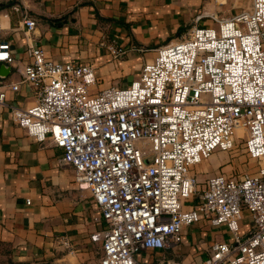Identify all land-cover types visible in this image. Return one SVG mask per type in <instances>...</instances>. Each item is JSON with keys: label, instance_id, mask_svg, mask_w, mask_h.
Wrapping results in <instances>:
<instances>
[{"label": "built area", "instance_id": "obj_1", "mask_svg": "<svg viewBox=\"0 0 264 264\" xmlns=\"http://www.w3.org/2000/svg\"><path fill=\"white\" fill-rule=\"evenodd\" d=\"M250 1L230 17L196 15L178 41L156 48L120 88L93 92L92 63L54 61L28 45L30 61L18 71L36 101L8 108L28 135L50 137L62 149L60 161L72 165L79 190L93 197L103 222L101 235H91L102 241L101 264H136L140 250L172 249L201 216L230 234V241L210 246L201 264H264V0ZM203 17L217 30L200 24ZM23 22L27 31L36 24L25 14ZM0 61L14 62L8 42L0 43ZM1 88L0 82L6 105ZM238 139L258 161L257 173L214 172L199 203L185 206L195 192V166ZM244 211L251 221L245 236ZM60 242L69 246L66 238Z\"/></svg>", "mask_w": 264, "mask_h": 264}, {"label": "crops", "instance_id": "obj_2", "mask_svg": "<svg viewBox=\"0 0 264 264\" xmlns=\"http://www.w3.org/2000/svg\"><path fill=\"white\" fill-rule=\"evenodd\" d=\"M14 4L20 11L13 10ZM188 5L186 0H0V43H9L14 58L13 63L0 61L6 104L0 105V247L5 248L0 253L7 260L101 264L102 241L91 239L103 229L93 197L79 190L72 165L60 161L62 149L50 137L37 141L11 117L8 105L25 108L36 101L35 90L20 82L18 71L30 61L28 45L42 47L54 61L92 63L97 78L93 91L114 84L125 87L156 48L185 34L194 21ZM24 14L35 21L34 29L27 31ZM110 45L124 54L114 57ZM12 84L18 89H11ZM250 227V217L243 215L241 235ZM217 241H230L229 231L201 216L185 229L183 243L167 250H140L136 264H201Z\"/></svg>", "mask_w": 264, "mask_h": 264}, {"label": "rangeland", "instance_id": "obj_3", "mask_svg": "<svg viewBox=\"0 0 264 264\" xmlns=\"http://www.w3.org/2000/svg\"><path fill=\"white\" fill-rule=\"evenodd\" d=\"M190 3L187 8L191 11L190 19H194L198 14H214L218 18L230 17L236 12L242 9H246L250 6V0H186ZM200 24L206 26H212L217 30V23L212 21L209 17H203ZM192 21L185 28H189L193 25ZM184 28V29H185ZM177 39L176 41H178ZM141 71V68L137 72V75ZM136 75V76H137ZM135 76V77H136ZM134 77V76H133ZM131 77V78H133ZM99 83V82H98ZM97 83V84H98ZM130 81L128 82V84ZM113 86L120 88L119 85L114 84ZM110 87V86H109ZM107 88V87H103ZM101 88V89H103ZM96 90L93 92H98L101 89L95 87ZM212 164H217L215 168H212ZM258 170V161L256 159L249 158L244 151V143L242 139H238L232 149L227 151H215L208 159H205L195 167L194 172L197 177V184L195 186V192L191 195L188 201L185 202V206L189 204L196 205L199 203L200 199L198 195L201 193L204 187V181L208 175L214 172H225L234 174L235 176H243L244 174H256ZM246 218L249 217V213L244 211ZM2 248V247H0ZM2 249H5L4 247ZM8 262V263H7ZM0 264H19L18 262H12L10 259L7 260V256H3L0 253Z\"/></svg>", "mask_w": 264, "mask_h": 264}]
</instances>
